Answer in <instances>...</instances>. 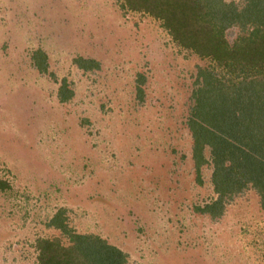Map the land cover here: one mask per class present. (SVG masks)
<instances>
[{
  "label": "rangeland",
  "instance_id": "rangeland-1",
  "mask_svg": "<svg viewBox=\"0 0 264 264\" xmlns=\"http://www.w3.org/2000/svg\"><path fill=\"white\" fill-rule=\"evenodd\" d=\"M212 66L117 0H0V264H39L36 241L60 237L47 225L60 208L125 264H264L252 188L218 217L197 210L216 194L206 147L197 181L187 120Z\"/></svg>",
  "mask_w": 264,
  "mask_h": 264
},
{
  "label": "trees",
  "instance_id": "trees-1",
  "mask_svg": "<svg viewBox=\"0 0 264 264\" xmlns=\"http://www.w3.org/2000/svg\"><path fill=\"white\" fill-rule=\"evenodd\" d=\"M120 7L147 13L160 21L181 48L213 66L200 69L193 90L188 127L193 139L192 158L197 181L207 162L209 149L211 184L216 198L197 207L211 218L222 214L224 202L244 188H252L264 213V0H243L242 5L225 0H117ZM237 29L233 41L226 37ZM32 59L40 72L47 70L41 50ZM74 63L82 69L97 63L81 57ZM200 78V79H199ZM57 95L66 101L72 91ZM141 97V96H140ZM0 180V188H8ZM60 237L36 241L39 264H125L126 254L94 234L77 233L58 209L47 223Z\"/></svg>",
  "mask_w": 264,
  "mask_h": 264
}]
</instances>
